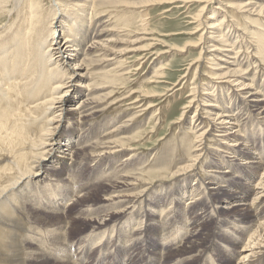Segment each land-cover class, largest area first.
<instances>
[{"label":"bare ground","instance_id":"obj_1","mask_svg":"<svg viewBox=\"0 0 264 264\" xmlns=\"http://www.w3.org/2000/svg\"><path fill=\"white\" fill-rule=\"evenodd\" d=\"M130 1L52 0L46 12L14 0L8 11L17 17L0 31V264H122L120 253L129 263L208 264L215 254L209 264H264V0L212 1L201 35L211 82L176 162L139 154L137 113L111 110L105 86L144 36L122 40L127 31L100 9L165 3Z\"/></svg>","mask_w":264,"mask_h":264},{"label":"rangeland","instance_id":"obj_2","mask_svg":"<svg viewBox=\"0 0 264 264\" xmlns=\"http://www.w3.org/2000/svg\"><path fill=\"white\" fill-rule=\"evenodd\" d=\"M13 1L0 0V4L3 7L1 9L3 13L1 14L0 12V22L4 24L0 23V31L14 24V18L17 16L12 13L13 10L8 12L10 9H13ZM32 1L35 4L37 2L38 5H41L44 11L47 10L46 12H48V8L52 9V0ZM136 1L132 0L130 2ZM140 1L147 0H138V2ZM199 1L201 2L198 3L195 0H165V3L160 1L163 4L154 2L155 4L151 6H147L148 4L144 3L140 9H133L132 6L125 9L121 4L113 5L111 3L112 6L108 4L100 9V11L106 9L104 15L106 17L110 16L108 18L111 19L112 25L114 24L121 31H127L122 40L133 41L134 39L135 41L137 36L139 38L144 36V41L139 40L135 44V49L137 48L135 52H131L128 49V52L123 54L125 57V61L123 60L125 62V69L122 74L124 76L117 82H114L116 79H112V82H109L110 85L105 86L108 88L105 89L107 92L112 93L114 98L117 97L116 101H111V110L115 114V117H119L121 113H137L136 121H140L141 123L137 127V130L140 129L138 130L139 132L137 131L136 141L132 144L134 145L133 147L139 150V154L147 155L148 159L158 151V154H175L174 161L176 162L178 157L181 156L175 151L177 150L176 145H179L178 147H181L184 143L190 147L192 145L191 141H193V137L191 138L192 135L186 132L188 122L191 121L197 105L201 104L202 99L200 96L204 89H207V83L211 82V77L208 74L210 71V60L208 59L210 57L207 58L206 52L201 48V35L204 31L205 33L207 32L205 29L206 23L204 22L210 21V18L208 19L206 16L213 13L214 8L218 6L216 2H212L213 0ZM222 3L228 6L226 5L227 3ZM225 6L223 9L228 13L230 9H227ZM203 9L205 10L202 14ZM95 14L97 13H93V15ZM227 18L226 22H230L231 15L227 14ZM242 21L238 22L239 28L247 30ZM202 22L203 24H201ZM78 27H80V22L75 28ZM144 28L146 29L143 30ZM142 33L144 35H141ZM82 40L85 41V38H82ZM119 43L120 46L124 45L121 42ZM187 44L192 45V48L184 50ZM201 51L203 55H201ZM100 69V67H97L90 70L91 76L98 73ZM260 74L264 76V72L261 71ZM105 91L103 90V92ZM117 94L118 96H116ZM87 128L89 129L88 134L90 136L93 124L91 123V126ZM187 139L189 141L186 143ZM168 179L166 178L168 184L172 185L171 179ZM166 180H159L156 182V185ZM211 189H214L213 186H211ZM244 205L243 202L233 203L227 212L233 213L243 208ZM138 219L136 216L135 221H138ZM167 219H164L162 222L165 223ZM21 220L24 221V219ZM22 227V225L19 226V228ZM37 227L40 226L37 225ZM53 228L57 229L58 233L55 232L57 238L59 236L62 239L64 229L61 230L58 225ZM172 230L178 231L179 228L169 229V231ZM130 233L133 232L130 231L126 235ZM88 234L85 233L80 238ZM63 242L62 240L60 243L63 244ZM131 242L133 243L131 240L121 239L117 243L127 244ZM159 242H165L162 236L159 237ZM140 245L143 248H148L147 236L140 240ZM110 247L109 252L113 260H118L116 248L111 245ZM220 247L225 255L233 254L228 253L229 246L220 243ZM77 250L78 247H75V251ZM213 255L212 258L208 259V264L210 259L219 260L217 255ZM118 256L121 257L122 264H145L144 260H148L143 256H139L138 259H134L133 263H129L127 261V253L124 255L120 253ZM236 261L238 262V259ZM193 262L191 259L186 261L187 264H193ZM95 264H102V262L96 261ZM156 264L162 263L157 262Z\"/></svg>","mask_w":264,"mask_h":264}]
</instances>
